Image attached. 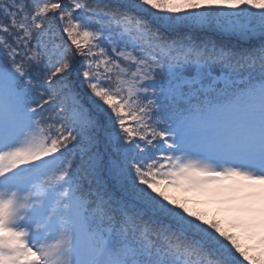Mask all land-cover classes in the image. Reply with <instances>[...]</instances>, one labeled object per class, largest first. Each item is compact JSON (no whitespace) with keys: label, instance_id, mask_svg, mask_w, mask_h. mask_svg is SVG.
Instances as JSON below:
<instances>
[{"label":"snow or ice","instance_id":"snow-or-ice-1","mask_svg":"<svg viewBox=\"0 0 264 264\" xmlns=\"http://www.w3.org/2000/svg\"><path fill=\"white\" fill-rule=\"evenodd\" d=\"M0 264H264V0H0Z\"/></svg>","mask_w":264,"mask_h":264}]
</instances>
